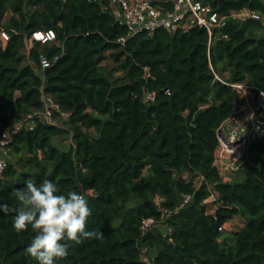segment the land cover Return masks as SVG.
<instances>
[{
	"label": "trees",
	"instance_id": "trees-1",
	"mask_svg": "<svg viewBox=\"0 0 264 264\" xmlns=\"http://www.w3.org/2000/svg\"><path fill=\"white\" fill-rule=\"evenodd\" d=\"M166 1L153 3L170 9ZM199 1L228 18L212 41L198 28L129 36L88 0H0V136L43 109L42 88L70 114L69 128L40 125L11 145L17 163L0 177V202L12 209L0 212V264H37L25 252L33 230L12 227L21 206L14 190L29 179L52 180L61 193L92 192L86 230L94 235L69 241L58 264H144L145 247L154 264H264V139L251 145L238 179L224 183L213 166L216 131L236 96L215 74L264 89V22L234 16L248 10L264 18V5ZM48 30L56 42L36 44L29 58L53 62L43 80L25 48L34 32ZM110 59L112 74L103 67ZM147 92L154 102H145ZM62 135L72 137L68 150L53 143ZM213 193L215 214L203 205ZM184 196L193 200L181 207ZM235 217L245 225L222 243L220 228ZM149 218L162 224L143 233Z\"/></svg>",
	"mask_w": 264,
	"mask_h": 264
},
{
	"label": "built area",
	"instance_id": "built-area-1",
	"mask_svg": "<svg viewBox=\"0 0 264 264\" xmlns=\"http://www.w3.org/2000/svg\"><path fill=\"white\" fill-rule=\"evenodd\" d=\"M101 6L104 13L110 14L120 27L128 30L129 36L141 33L154 35L158 30H164L171 35L178 32L187 33L194 28L205 30L212 41L216 32L226 26L227 17L220 15L211 7L205 6L199 0H168L164 6L155 5L150 0H88ZM240 20L252 19L263 21L264 18L257 12L248 10L236 15ZM57 35L53 30L34 32L26 40V48L31 52L36 44L46 45L56 42ZM124 43L125 40H120ZM51 60L45 54H40L38 62L32 61L31 66L37 69L41 78L45 80V72L52 67ZM213 69V67L211 66ZM214 70V69H213ZM148 73V68L145 69ZM216 78L223 84L231 87L236 96L232 100V112L216 131L217 147L215 149L213 166L224 183L232 182L242 165L248 158L251 145L264 139V89L248 83H231ZM43 109L15 122L0 136V177L12 164L11 145L22 132H34L40 125H49L65 128L70 122V114L65 112L55 99L46 94L42 88ZM155 101V95L145 94V102ZM215 193L203 202L209 213L217 205ZM192 196H184L181 207L191 203ZM155 205L162 210L163 200L154 199ZM218 205L216 207V210ZM163 221L165 213H163ZM154 219H145L142 224L143 233L159 227ZM227 223L220 228L225 232ZM141 260L144 264H154V255L149 248L141 249Z\"/></svg>",
	"mask_w": 264,
	"mask_h": 264
},
{
	"label": "clouds",
	"instance_id": "clouds-1",
	"mask_svg": "<svg viewBox=\"0 0 264 264\" xmlns=\"http://www.w3.org/2000/svg\"><path fill=\"white\" fill-rule=\"evenodd\" d=\"M87 189H71L61 193L58 185L49 179L39 185L29 179L23 189L14 190L20 202L15 209L12 227L20 233L31 228L32 236L26 254L37 264H58L68 256L69 241L76 243L94 235L86 230L91 215ZM12 209L0 202V212L7 215Z\"/></svg>",
	"mask_w": 264,
	"mask_h": 264
},
{
	"label": "rangeland",
	"instance_id": "rangeland-1",
	"mask_svg": "<svg viewBox=\"0 0 264 264\" xmlns=\"http://www.w3.org/2000/svg\"><path fill=\"white\" fill-rule=\"evenodd\" d=\"M150 1H156V0H150ZM14 17V14L10 11L7 16H6V19L3 23V26L4 24L8 23L10 21V19ZM2 37L7 40L9 37L7 35V32L4 30L3 28V32H2ZM25 54L27 55L28 57V61L30 62V64L32 63V60H30V54L31 52L28 51L27 48H25ZM115 63L110 59L108 61H106L104 64H103V67L106 69V71L109 73V74H112V70L115 68ZM116 77L118 76H121L122 73H117V74H114ZM221 79L227 81L229 79V74L228 72H224L222 75H219ZM65 128H69V125H65L64 126ZM53 143L56 147H58L59 149L61 150H68L70 149L71 145H72V137L70 135H62V136H57L54 138L53 140ZM11 156V162L13 165H16V158L13 157L12 153L10 154ZM147 174V172L145 173ZM238 179V177H234V179H232V181ZM89 193V196H92V192H88ZM216 199H218V195L215 194V197ZM216 207L217 205L214 207H212L211 210H213V213L216 212ZM245 225L244 223V220L241 219L240 217H235L233 220H231L230 222L227 223V229L225 231V235L223 236V238L221 239V242H225V238H229V240L232 238L233 234L238 232L241 228H243ZM230 243V241H229Z\"/></svg>",
	"mask_w": 264,
	"mask_h": 264
},
{
	"label": "water",
	"instance_id": "water-1",
	"mask_svg": "<svg viewBox=\"0 0 264 264\" xmlns=\"http://www.w3.org/2000/svg\"><path fill=\"white\" fill-rule=\"evenodd\" d=\"M261 1V3L264 5V0H260ZM218 215H219V213H218Z\"/></svg>",
	"mask_w": 264,
	"mask_h": 264
}]
</instances>
